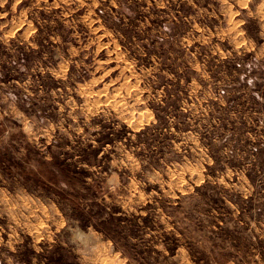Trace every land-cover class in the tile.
<instances>
[{
  "label": "rangeland",
  "instance_id": "obj_1",
  "mask_svg": "<svg viewBox=\"0 0 264 264\" xmlns=\"http://www.w3.org/2000/svg\"><path fill=\"white\" fill-rule=\"evenodd\" d=\"M0 264H264V0H0Z\"/></svg>",
  "mask_w": 264,
  "mask_h": 264
}]
</instances>
